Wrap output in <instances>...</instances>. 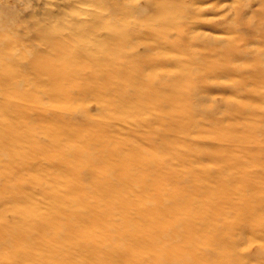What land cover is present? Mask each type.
Instances as JSON below:
<instances>
[{"label": "bare ground", "instance_id": "1", "mask_svg": "<svg viewBox=\"0 0 264 264\" xmlns=\"http://www.w3.org/2000/svg\"><path fill=\"white\" fill-rule=\"evenodd\" d=\"M30 1V23L0 14V264H264V49L230 37L242 6L197 37L205 0ZM209 74L230 78L220 105Z\"/></svg>", "mask_w": 264, "mask_h": 264}, {"label": "rangeland", "instance_id": "2", "mask_svg": "<svg viewBox=\"0 0 264 264\" xmlns=\"http://www.w3.org/2000/svg\"><path fill=\"white\" fill-rule=\"evenodd\" d=\"M140 1V4H142V1ZM207 1V2H206ZM261 0H237L236 2L233 3V0H205L204 4L201 3V7L203 5H208V6H203L202 11L200 12L199 15V19L205 20L207 22L210 23V25H206V24H201L202 22H198V23H194L191 25V33H187L189 35H193V36H197L199 37L201 35L202 32L206 31L212 34H218L222 32V26L228 22L234 15V8L237 5L242 6L243 10L245 11V19L247 16V19L249 21H247L246 23L243 24H237L236 25V29L229 34L230 37H234L237 36L238 33L239 34H243L245 37H250V40L248 41V46L250 47L251 50H257V49H264V45L261 43V38L258 35V39H256V36L254 34H252V30L253 27L255 25L253 24H260L262 25V28L264 31V15L262 14H257V11L260 10L261 8H263V4L260 2ZM30 3V4H29ZM208 3V4H207ZM203 4V5H202ZM212 4V5H211ZM27 8H31L32 7V3L30 0H0V14H2L5 18H8L9 20L17 17L21 22L26 23L25 20H28L27 23H30V19L32 20V18L30 17V15L28 16L26 14V12L23 10L26 7ZM28 5H30V7H28ZM142 11L145 10L142 9ZM140 12V14H144L143 12ZM27 15V17H26ZM30 21V22H29ZM200 23V24H199ZM59 24V23H57ZM148 26V24H147ZM178 29L181 32L182 27H186V23H182L180 25H177ZM157 29H161L162 28V23H160L159 21H156L155 26ZM186 29V28H185ZM171 35L170 37H176V29H171ZM9 33H13V31L9 32ZM18 34H20V32H18ZM20 35H23L20 34ZM137 39V38H136ZM140 41H145V38H138L137 40ZM161 39L160 37H158V39L156 41L151 40L150 42H152L153 44H159L161 41L159 40ZM134 40V39H133ZM136 41V40H135ZM196 44H198V39H195ZM248 47V48H249ZM139 51H141V49H143L142 45H138ZM201 49V47H198L197 45H195V48L192 50L193 52L195 51H199ZM176 56L178 55H183L184 57L187 54H184L182 52H175L174 53ZM188 56V55H187ZM148 62H152L153 63V67L156 70H167L169 68H173L174 65L168 64L166 63L164 60L160 59V56H156L153 60L148 61ZM145 64V62H144ZM236 65H239V67L243 70H246V68L248 67V64L246 63V55H241L236 63ZM8 65L10 66L11 64L8 63ZM8 67V66H6ZM195 67H200V65H195ZM193 70L194 66H192ZM240 68L239 71L236 69V73H238V75L241 73L240 72ZM238 75H235L233 77L237 78ZM230 81V78L224 77V76H214L212 74H209L207 76V82L206 84L209 85V89L207 90V97L204 96V98H208V102L205 104H217L220 105L221 102L223 100H225L228 97H231V91L230 88L228 87V83ZM247 87L252 88V84L250 79L247 80ZM205 93V92H204ZM203 98V99H204ZM46 100V99H45ZM256 102V101H255ZM261 102V101H260ZM205 104H201V105H205ZM86 108L88 109V111L90 113H94L96 111V107L95 105L88 100L87 102H85ZM221 106L219 107L218 111H220ZM217 111V112H218ZM264 123V120H262ZM264 219V214L262 215V217ZM237 235H239V231L236 230L235 231ZM251 232L247 231V235L246 236H240L241 238L238 239L237 238V249L238 251H240L242 249V247L244 246L243 242L247 239L248 235H250ZM259 240H263L264 241V233H262L260 235V239ZM251 247H254L253 244Z\"/></svg>", "mask_w": 264, "mask_h": 264}]
</instances>
